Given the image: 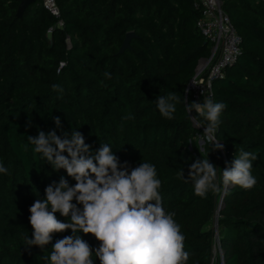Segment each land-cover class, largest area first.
<instances>
[{"label":"trees","instance_id":"16d2710c","mask_svg":"<svg viewBox=\"0 0 264 264\" xmlns=\"http://www.w3.org/2000/svg\"><path fill=\"white\" fill-rule=\"evenodd\" d=\"M21 1L0 0V164L8 169L0 173V264H48L44 257L53 244L72 235L68 229L54 233L43 249L25 248L34 201L61 177L75 184L66 170L54 171L35 153L27 137L55 130L63 138L72 129L93 152L110 144L129 171L141 163L156 167L164 209L175 213L185 236L186 264H211L215 245L222 264H264V0H220L240 39L239 54L211 86L213 101L227 106L216 133L223 150L209 143L198 156L182 149L203 135L198 121L207 123L185 108L192 102L186 85L210 50L195 26L200 13L193 0H54L58 17L34 0L17 18ZM127 32L134 37L118 53ZM170 91L185 105L177 103L169 120L155 101ZM242 149L259 152L252 189L230 185L201 198L180 178L181 169L187 179L190 164L201 158L218 167L219 178ZM79 235L100 264V242Z\"/></svg>","mask_w":264,"mask_h":264},{"label":"clouds","instance_id":"9594fccd","mask_svg":"<svg viewBox=\"0 0 264 264\" xmlns=\"http://www.w3.org/2000/svg\"><path fill=\"white\" fill-rule=\"evenodd\" d=\"M104 75L110 78L109 72ZM53 89H59V85L54 84ZM177 103L185 105V98L181 100V95L173 91L159 95L155 101L160 114L169 120L174 118ZM226 107L211 97L185 106L188 113L195 111L207 122L198 121L204 128L199 139L209 142L212 150L224 147L216 133L220 114ZM53 122L57 129L61 127L59 117H54ZM27 142L54 171L66 170L75 184L70 186L61 177L58 184L45 188L44 199L34 201L29 209L33 232L32 238L24 237L26 249L32 246L43 249L52 242L54 233L71 229L72 235L58 239L44 257L48 264H94L93 249L79 235L81 232L100 242L95 250L100 264H186L189 253L184 250L185 236L174 220L175 213L164 209L159 192L161 180L153 164L141 163L129 171L127 161L118 164L110 144L101 143L99 150L93 152L81 132L73 129L70 134L64 132L63 138L55 130L47 135L39 131L35 137L28 136ZM258 154L242 149L219 178L218 167L209 163L208 158H201L190 164L187 179L181 169L180 178L185 183L191 182L194 194L201 198L210 192L219 194L230 185L249 190L257 183L251 169ZM0 173L8 174L3 164ZM57 212L68 218L67 222L58 219Z\"/></svg>","mask_w":264,"mask_h":264},{"label":"built area","instance_id":"2783aa9c","mask_svg":"<svg viewBox=\"0 0 264 264\" xmlns=\"http://www.w3.org/2000/svg\"><path fill=\"white\" fill-rule=\"evenodd\" d=\"M40 2L48 13L58 17L54 0ZM192 7L200 13L195 26L203 39L209 43L210 50L207 58L198 61L194 75L186 85L185 94L190 96L192 102L202 103L204 98L210 97L212 83L221 79L224 70L236 60L240 39L222 12L220 0H193ZM212 253L211 264H222L218 245H215Z\"/></svg>","mask_w":264,"mask_h":264},{"label":"rangeland","instance_id":"374dc122","mask_svg":"<svg viewBox=\"0 0 264 264\" xmlns=\"http://www.w3.org/2000/svg\"><path fill=\"white\" fill-rule=\"evenodd\" d=\"M194 124V127L197 128V126ZM203 136V135H202ZM199 137H201L200 135H195L192 136V138H190L186 144L182 147V149L188 153L191 154L192 156L195 155H204L206 152V147L209 144V142H207L206 140L201 142V140L199 139ZM216 258L218 257V251L216 252Z\"/></svg>","mask_w":264,"mask_h":264},{"label":"water","instance_id":"95a60500","mask_svg":"<svg viewBox=\"0 0 264 264\" xmlns=\"http://www.w3.org/2000/svg\"><path fill=\"white\" fill-rule=\"evenodd\" d=\"M33 2H34V0H22V1L19 3V5H18V7H17V9H16L15 16H16L17 18H20L21 15H22V13H23L24 10L26 9V7H27L29 4L33 3ZM133 37H134V33H133V32H127V33L125 34L124 39H123V41H122V43H121V46H120V48H119L118 53H122L124 50H126L127 48H129V41H130V39L133 38ZM219 203H220V202H219ZM217 211H218V210H217Z\"/></svg>","mask_w":264,"mask_h":264}]
</instances>
